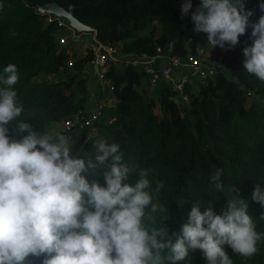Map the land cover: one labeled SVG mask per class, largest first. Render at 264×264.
Masks as SVG:
<instances>
[{
  "label": "trees",
  "instance_id": "trees-1",
  "mask_svg": "<svg viewBox=\"0 0 264 264\" xmlns=\"http://www.w3.org/2000/svg\"><path fill=\"white\" fill-rule=\"evenodd\" d=\"M55 1L74 16L101 42L118 46L123 57L152 53L157 46L174 52L200 56L214 64L216 73L206 77L197 92L184 87V101L172 85L161 84L149 96L143 71L131 65H112L106 73L114 89L110 105L97 108L99 116L85 129L75 147L84 145L91 152L87 137L104 138L121 146L126 161L150 169L149 179L161 182L159 200L167 217L162 224L169 233L179 232L193 201L203 211L212 207L217 213L227 200L237 196L248 203L256 230L264 232L259 218L264 207L252 201L255 184L264 182V81L243 70L241 49L251 44L250 28L239 36L235 46L210 49L206 33L194 31L190 18L199 0H193L189 14L181 15L182 0H0V70L15 64L19 79L13 86L26 119L40 128L64 121L76 114L89 117V88L84 68L90 54L78 55L58 43L61 31L57 21L45 20L36 3ZM252 11L250 21L262 14L258 0H245ZM219 66V68H217ZM226 68L232 77L221 69ZM55 80H39L40 75ZM159 105L161 114L156 112ZM222 170L223 189L209 182L216 169ZM89 180L103 183L100 176L83 173ZM135 175L130 177L134 180ZM233 264H264V239L251 257L232 253ZM190 264H205L199 249L191 252ZM39 264V260L36 261Z\"/></svg>",
  "mask_w": 264,
  "mask_h": 264
},
{
  "label": "clouds",
  "instance_id": "clouds-1",
  "mask_svg": "<svg viewBox=\"0 0 264 264\" xmlns=\"http://www.w3.org/2000/svg\"><path fill=\"white\" fill-rule=\"evenodd\" d=\"M258 7L262 14L250 21L245 0H199L190 18L210 49L235 46L250 28L243 70L264 81V0ZM192 8L193 0H182L181 15ZM18 79L15 64L0 70V264H190L197 249L205 264H233L225 246L241 257L258 251L264 232L237 196L219 213L193 201L179 232L169 233L163 184L152 186L150 169L126 161L119 143L87 137L85 152L67 131L18 119L24 112L13 87ZM89 170L103 183L89 180L83 174ZM221 175L217 168L209 179L217 191ZM251 199L264 207V182Z\"/></svg>",
  "mask_w": 264,
  "mask_h": 264
},
{
  "label": "built area",
  "instance_id": "built-area-1",
  "mask_svg": "<svg viewBox=\"0 0 264 264\" xmlns=\"http://www.w3.org/2000/svg\"><path fill=\"white\" fill-rule=\"evenodd\" d=\"M45 20L48 22L57 21L61 28L57 36L58 43L65 46L68 39L76 44L84 43L86 48L83 54H90L89 60L84 68V77L97 79L99 83L111 93L114 89L106 73L112 65H131L146 75L147 88L152 92L155 87L161 84L172 85L175 91H179L184 101H189L188 95L184 92L187 83L195 76L200 79L213 76L216 73L214 64L207 61L204 64L200 56L188 53L185 56L176 54L173 45L167 49L157 46L154 52H141L135 57H123L118 46L101 42L95 34L89 32H78L71 27L64 18L47 14ZM68 45V44H67ZM180 73V74H179ZM99 113L96 111L89 117L76 114L63 121L64 130L75 132L85 129L97 119Z\"/></svg>",
  "mask_w": 264,
  "mask_h": 264
},
{
  "label": "rangeland",
  "instance_id": "rangeland-1",
  "mask_svg": "<svg viewBox=\"0 0 264 264\" xmlns=\"http://www.w3.org/2000/svg\"><path fill=\"white\" fill-rule=\"evenodd\" d=\"M67 44L65 45V48L70 52L76 51L78 55L83 54V52H85V50H86L83 42L76 44L73 41H70L68 39ZM217 68H219V66ZM221 69L225 72V74L227 76L232 77L226 68L221 67ZM55 77L56 76H54L52 74L51 75L43 74V75L38 76L37 79H39V80L45 79V80L51 81V80H55ZM202 80H204V79H200V78H197L195 76L191 77L190 86H191V89L193 90V92H197L199 90V87L203 83ZM87 85L89 88V95H88V99H87V112L92 114V113L97 111V108L100 105H110L113 103L114 99L110 98V94L108 93V89L103 87L97 79L87 80ZM148 93H149L148 94L149 96H153L156 99V95L154 93H151V92H148ZM156 112L158 114H161L160 109H159V105H157V107H156ZM51 128H55L57 130L65 131L63 121L53 122L49 129H51ZM69 133H71L74 137H76L77 141L79 140L80 135H81L80 132L79 133L78 132H69Z\"/></svg>",
  "mask_w": 264,
  "mask_h": 264
},
{
  "label": "water",
  "instance_id": "water-1",
  "mask_svg": "<svg viewBox=\"0 0 264 264\" xmlns=\"http://www.w3.org/2000/svg\"><path fill=\"white\" fill-rule=\"evenodd\" d=\"M37 13L41 14H52L54 16H60L66 20V22L73 28L88 30L87 26L80 22L73 14V8L65 9L60 4L55 1L46 3H36L35 4ZM174 42H172V45Z\"/></svg>",
  "mask_w": 264,
  "mask_h": 264
}]
</instances>
